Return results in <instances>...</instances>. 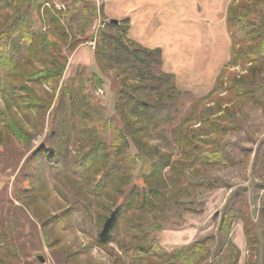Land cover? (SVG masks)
Instances as JSON below:
<instances>
[{
	"label": "trees",
	"instance_id": "obj_1",
	"mask_svg": "<svg viewBox=\"0 0 264 264\" xmlns=\"http://www.w3.org/2000/svg\"><path fill=\"white\" fill-rule=\"evenodd\" d=\"M262 6L264 0H233L229 6V65L247 67L248 75L220 74L209 94V100L221 96L214 108L201 109V103L196 104L175 128L174 144L182 159L172 160V154L150 145L153 131L173 126L180 115L182 93L175 75L165 70L160 49L150 50L129 40L128 21L109 22L98 35L93 55L86 44L97 9L89 0H74L65 12L56 10L52 0H0V95L23 114L35 113L41 119L39 135L47 130L45 139L32 150L35 135L11 119L6 121L10 132L31 151L21 172L47 168L56 182L80 181L82 205L69 213L95 247L118 248L119 264H240L241 252L231 239L237 220L243 223L248 246L246 264H264V243L240 192L221 214L216 235L171 252L156 238L165 230L157 215L172 202L177 186L209 187L206 181L188 175V170L196 168L194 172L200 173L201 168H225L233 162L236 146L201 141L240 132L235 121L225 119L233 112L227 106L245 101L264 108ZM67 52H76L73 63L77 68L61 84ZM85 57L99 73L89 72ZM109 72H114L116 88L113 117L107 116L97 95ZM44 85L52 93L40 96L37 88ZM225 98L231 103L224 102ZM218 114L225 117L218 118ZM193 122L199 124L197 131L183 129ZM248 152L250 160L253 153ZM259 165L264 168V161L256 165L254 161L255 169ZM259 189L264 192V184ZM8 228L0 219V253L13 260L19 250Z\"/></svg>",
	"mask_w": 264,
	"mask_h": 264
},
{
	"label": "rangeland",
	"instance_id": "obj_2",
	"mask_svg": "<svg viewBox=\"0 0 264 264\" xmlns=\"http://www.w3.org/2000/svg\"><path fill=\"white\" fill-rule=\"evenodd\" d=\"M73 1L52 0V5L56 10L65 12ZM89 1L97 9L96 20L89 31L90 39L98 22L128 21L129 9V19L136 29L131 37L129 32V40L144 48L157 50L149 48L156 46L162 51L165 70L175 75L182 93L178 107L180 115L173 126L153 131L150 145L172 154V160L182 159L174 144L175 128L196 104L201 103V109L214 108L221 96L209 100V94L223 71L237 77L248 75L247 67L230 68L229 65L232 43L226 13L233 0H150L152 6L145 9L139 8V0ZM259 11L264 13V6L259 7ZM134 35L144 45L133 40ZM86 45L95 55L98 41L95 50L89 42ZM75 53L67 52L69 61L61 84L65 76L73 74L77 68L73 63ZM85 64L90 73H99L98 67L93 66L88 57H85ZM261 80L264 87V73ZM114 84V72H109L102 89L104 94L99 96L108 117L115 114ZM37 93L43 96L52 93V90L44 85L37 88ZM7 100L0 95V219L5 226H9L8 231L13 234L19 257L12 260L9 254L0 253V264H119L116 257L121 253L118 248L95 247L69 213L74 207L82 205L80 181L67 178L56 182L47 168L36 169L31 174L28 170L21 172L31 151L26 150L10 132L6 121L11 119L24 131L35 135L32 150L45 139L47 130L39 135L41 119L35 113L23 114ZM227 107L233 112L225 119L235 121L240 132L214 135L201 141L236 146L233 162L225 168H201L200 173L194 172L196 168L188 170V175L206 181L209 187L177 186L172 202L165 204L158 213L157 220L165 230L156 234V238L168 252L188 246L200 238L216 235L221 214L227 205L235 203L238 192L246 198L264 243V192L259 189L264 184V168L259 165L255 169L254 166V161L255 165L264 161V108H256L245 101L241 104L233 101ZM216 117L223 118L225 114ZM198 127L199 124L193 122L187 123L183 129L194 132ZM132 150L136 153L134 147ZM248 151L253 153L250 160L247 158ZM70 153L74 156L75 150L71 149ZM175 201L177 204H173ZM59 218L63 222L58 223ZM231 239L241 252L240 264H246L249 254L241 220L233 225ZM262 248L264 250V244Z\"/></svg>",
	"mask_w": 264,
	"mask_h": 264
},
{
	"label": "built area",
	"instance_id": "obj_3",
	"mask_svg": "<svg viewBox=\"0 0 264 264\" xmlns=\"http://www.w3.org/2000/svg\"><path fill=\"white\" fill-rule=\"evenodd\" d=\"M106 24L105 23H102V22H98L94 27H93V37L90 39L89 41V46L91 48H93V50L96 49L97 47V41H98V35L99 33L105 28ZM104 93H103V90H99L98 91V95L99 96H102Z\"/></svg>",
	"mask_w": 264,
	"mask_h": 264
},
{
	"label": "crops",
	"instance_id": "obj_4",
	"mask_svg": "<svg viewBox=\"0 0 264 264\" xmlns=\"http://www.w3.org/2000/svg\"><path fill=\"white\" fill-rule=\"evenodd\" d=\"M139 1H140L139 8H141V9L150 8L152 6V2H150V0H139ZM129 14H130V10L128 9L127 10V19H128V21H129V23L131 25V28H130V37H131V35H133V31L136 30V29L133 26L134 22H131L130 19H129ZM134 34H136V32H134ZM134 36H135V38H132L133 40L140 41V40L137 39L136 35H134ZM140 43H142V42L140 41ZM149 48H151V49H159L156 46L149 47ZM164 65H165V60H164Z\"/></svg>",
	"mask_w": 264,
	"mask_h": 264
},
{
	"label": "water",
	"instance_id": "obj_5",
	"mask_svg": "<svg viewBox=\"0 0 264 264\" xmlns=\"http://www.w3.org/2000/svg\"><path fill=\"white\" fill-rule=\"evenodd\" d=\"M111 23H112V24H119L118 21H116V20L111 21ZM41 262L44 263L43 260H41Z\"/></svg>",
	"mask_w": 264,
	"mask_h": 264
}]
</instances>
